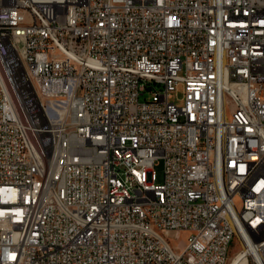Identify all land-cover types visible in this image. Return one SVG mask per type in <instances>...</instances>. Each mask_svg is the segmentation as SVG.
Returning <instances> with one entry per match:
<instances>
[{"label":"built area","instance_id":"obj_1","mask_svg":"<svg viewBox=\"0 0 264 264\" xmlns=\"http://www.w3.org/2000/svg\"><path fill=\"white\" fill-rule=\"evenodd\" d=\"M262 196L264 0H0V264H264Z\"/></svg>","mask_w":264,"mask_h":264},{"label":"rangeland","instance_id":"obj_2","mask_svg":"<svg viewBox=\"0 0 264 264\" xmlns=\"http://www.w3.org/2000/svg\"><path fill=\"white\" fill-rule=\"evenodd\" d=\"M140 101L141 102L143 101V97L140 98ZM154 170H155V182L161 183L162 182V179H163L162 164L159 162L154 167ZM186 237H187V233H181L180 234V237H179V240H178V243H180V245H179L180 248L185 244ZM238 249H239V247L237 246V244H233L231 246V249H230V252H229L230 257L233 256V254Z\"/></svg>","mask_w":264,"mask_h":264},{"label":"bare ground","instance_id":"obj_3","mask_svg":"<svg viewBox=\"0 0 264 264\" xmlns=\"http://www.w3.org/2000/svg\"><path fill=\"white\" fill-rule=\"evenodd\" d=\"M262 209H264V196H262ZM239 253L237 256H232L228 262V264H244L245 261L243 259V256Z\"/></svg>","mask_w":264,"mask_h":264}]
</instances>
